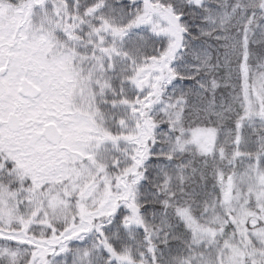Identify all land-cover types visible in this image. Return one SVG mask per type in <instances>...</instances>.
<instances>
[{
  "label": "snow or ice",
  "instance_id": "obj_1",
  "mask_svg": "<svg viewBox=\"0 0 264 264\" xmlns=\"http://www.w3.org/2000/svg\"><path fill=\"white\" fill-rule=\"evenodd\" d=\"M0 264H264V0H0Z\"/></svg>",
  "mask_w": 264,
  "mask_h": 264
}]
</instances>
